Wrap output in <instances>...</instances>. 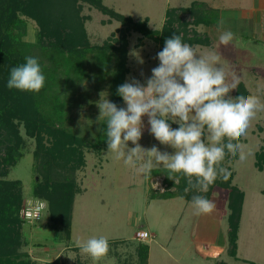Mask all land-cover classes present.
<instances>
[{
  "label": "rangeland",
  "instance_id": "374dc122",
  "mask_svg": "<svg viewBox=\"0 0 264 264\" xmlns=\"http://www.w3.org/2000/svg\"><path fill=\"white\" fill-rule=\"evenodd\" d=\"M199 2L219 10V14L216 11V25L196 28L199 33L208 35L210 46L194 47L200 53L215 51L220 56L226 84L230 87L235 84L230 96L234 98L236 85L242 82L245 89L264 106V0H102L105 6L135 21L147 17L148 26L153 30L161 28L167 8H184ZM81 14L89 17L85 29L92 46H100L112 34H117L120 28L117 21L107 23V16L86 4H83ZM221 21L223 29L234 34L227 46L219 43L217 25ZM139 38L137 33L128 36L129 73L125 81L135 78L143 83L151 76V69L159 64L155 58L161 51L159 46L146 39L139 44ZM23 41H34L31 25L27 26ZM141 59L143 63L139 62ZM96 78L99 79V75L93 73L88 78L68 79L67 87L58 85L59 92L70 100V115L65 118L66 122L70 123L74 134L84 136L88 141L97 138L102 126L97 122L99 109L96 103L102 91L107 93L106 86ZM72 100L76 102L75 105H71ZM143 120L141 146L150 148L156 145L162 152L172 154L174 150L171 147L160 145L149 134L146 116ZM172 127L177 128L178 125L172 124ZM20 132L23 137L21 157L10 168L7 179L21 182L23 205L26 201L33 202L30 191L37 177L33 159L34 140L26 137L23 129ZM238 142L242 145L245 159H227L222 166L232 174V184L244 193L235 258L227 253L228 209L225 191L213 188L209 200L212 198L216 207L210 215H196L192 203L179 197L150 200L148 189H164L161 177L149 179L137 174L123 160L117 161L113 156L106 155L107 149L100 154L93 149L84 152L85 166L75 174L81 193L74 197L68 241H56L59 228L48 227L45 220L40 223L38 220H25L19 250L26 252L36 264H52L57 257H62L64 264H78V261L79 264H117V257L112 253L114 250L126 264H140L143 257L147 264H213L215 261L264 264V172L254 167L255 155L264 151V107L256 111L246 134ZM133 146L129 142V147ZM139 230L146 231L150 239L142 243L133 239ZM101 236L111 244L108 257L106 255L94 262L79 249L73 250L78 248L77 242ZM203 239L215 242L217 248L211 246L207 250L192 244V241ZM114 242H119L115 248L112 245Z\"/></svg>",
  "mask_w": 264,
  "mask_h": 264
},
{
  "label": "trees",
  "instance_id": "16d2710c",
  "mask_svg": "<svg viewBox=\"0 0 264 264\" xmlns=\"http://www.w3.org/2000/svg\"><path fill=\"white\" fill-rule=\"evenodd\" d=\"M83 4L107 16V23L117 21L120 24L117 34H112L100 46L90 45L85 29L89 17L81 14ZM216 11L219 14V10L200 2L184 8H167L161 28L153 30L148 26L147 17L135 21L105 6L102 0H0V264H36L26 252L19 250L25 222L20 217L21 182L7 179L10 168L21 157V129L35 143L33 159L37 179L30 196L33 201L43 204L37 222L45 220L48 227L59 228L58 242L68 241L70 237L72 205L75 195L81 193L75 174L85 166V150L93 149L100 154L107 149L103 136L105 124L94 141L71 131L70 123L65 120L70 115V100L59 92L58 85L67 87L68 79L88 78L97 73L99 79L96 81L106 86L108 99L124 107L122 98L116 93L129 73L128 36L137 33L140 35L139 44L144 39L150 40L161 50L165 39L179 34L183 42L193 47H208L210 38L196 28L216 25ZM28 25L33 27V42L23 41ZM26 56L38 59L46 77L45 85L38 93L6 87L11 69L25 63ZM240 94L251 95L242 82L237 83L234 98ZM75 104L72 100L71 105ZM238 157L226 154L220 166L227 159L236 160ZM255 159L254 167L264 172V151L258 152ZM166 174L164 168L153 170L149 179L161 177L164 189H148L150 200L183 196V200L191 203L196 194L209 199L214 187L227 193V253L235 258L244 193L232 184V174L227 181L217 178L206 193L187 194L184 193L185 179L175 184ZM118 243H112L113 247ZM74 249L78 251L79 248ZM112 253L117 257V264H126L115 250ZM52 264H64V260L57 257ZM140 264H146L144 257ZM213 264L225 263L215 261Z\"/></svg>",
  "mask_w": 264,
  "mask_h": 264
},
{
  "label": "clouds",
  "instance_id": "9594fccd",
  "mask_svg": "<svg viewBox=\"0 0 264 264\" xmlns=\"http://www.w3.org/2000/svg\"><path fill=\"white\" fill-rule=\"evenodd\" d=\"M217 29L220 45L227 46L234 34L223 29V21ZM155 58L159 64L143 83L131 78L117 87L116 94L125 107L107 99L106 92L99 94L97 122L106 125V155L123 160L145 177L163 167L175 184L186 180L185 194L206 193L217 178L229 179L231 173L220 166L226 154H239L241 160L245 159L239 138L246 134L256 111L264 106L253 95L230 96L235 84H226L217 52L200 53L183 42L180 34L165 39ZM45 80L38 59L26 56L25 63L11 69L6 87L38 93ZM145 116L149 134L160 145L171 147L172 154L162 152L156 145L141 146ZM129 142L134 146L129 147ZM191 203L196 215H210L216 207L213 200L200 194L193 195ZM77 247L94 262L109 252V242L103 236L79 241Z\"/></svg>",
  "mask_w": 264,
  "mask_h": 264
},
{
  "label": "built area",
  "instance_id": "2783aa9c",
  "mask_svg": "<svg viewBox=\"0 0 264 264\" xmlns=\"http://www.w3.org/2000/svg\"><path fill=\"white\" fill-rule=\"evenodd\" d=\"M43 209V204L38 203L36 201H26L22 205L21 211H20V217L21 219L29 220V221H37L41 217V211ZM134 239L139 242H145L146 240L150 239V235L144 231L139 230L135 233Z\"/></svg>",
  "mask_w": 264,
  "mask_h": 264
},
{
  "label": "crops",
  "instance_id": "0c3cea01",
  "mask_svg": "<svg viewBox=\"0 0 264 264\" xmlns=\"http://www.w3.org/2000/svg\"><path fill=\"white\" fill-rule=\"evenodd\" d=\"M210 200H213L212 198L210 199ZM213 212H215V211H213ZM134 239V238H133ZM140 243H142V242H140ZM192 244L193 245H197V246H200V247H203V248H205V249H207V250H210V247L211 246H215L216 244H215V242L214 243H211V242H209V241H207V240H196V241H192ZM216 247V246H215ZM217 248V247H216ZM188 249V248H187ZM195 253L198 255V253H197V251H195ZM126 259V258H125ZM125 263H126V261H125ZM172 263H175L174 261H172ZM147 264V263H146Z\"/></svg>",
  "mask_w": 264,
  "mask_h": 264
}]
</instances>
